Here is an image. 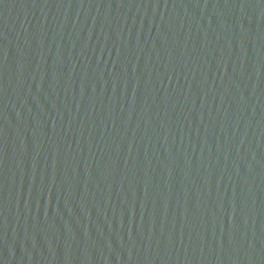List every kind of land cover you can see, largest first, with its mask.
<instances>
[{
  "label": "water",
  "instance_id": "obj_1",
  "mask_svg": "<svg viewBox=\"0 0 264 264\" xmlns=\"http://www.w3.org/2000/svg\"><path fill=\"white\" fill-rule=\"evenodd\" d=\"M0 264H264V0H0Z\"/></svg>",
  "mask_w": 264,
  "mask_h": 264
}]
</instances>
